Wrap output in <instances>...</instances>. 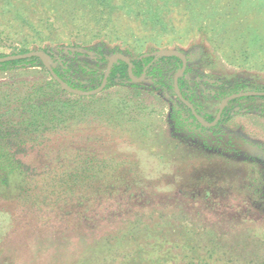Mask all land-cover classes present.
I'll return each mask as SVG.
<instances>
[{
    "label": "rangeland",
    "instance_id": "rangeland-1",
    "mask_svg": "<svg viewBox=\"0 0 264 264\" xmlns=\"http://www.w3.org/2000/svg\"><path fill=\"white\" fill-rule=\"evenodd\" d=\"M36 50L85 92L114 54L181 65L93 94L42 60L0 66V264H264V97L209 126L175 92L183 60L206 117L264 91V0H0V57ZM50 79L76 114L26 134L22 107Z\"/></svg>",
    "mask_w": 264,
    "mask_h": 264
},
{
    "label": "trees",
    "instance_id": "trees-1",
    "mask_svg": "<svg viewBox=\"0 0 264 264\" xmlns=\"http://www.w3.org/2000/svg\"><path fill=\"white\" fill-rule=\"evenodd\" d=\"M67 50H68V53L70 54H75V55L83 54L89 57H97L98 59H101L103 62H105V64L107 63V59L101 55L100 57H98L97 53L92 48L77 45V46H69ZM172 60L179 62V65H181V58L180 56L176 54H167V55L163 54L162 55V54L143 53V54L138 55L137 58L132 59V71H133L134 76L138 78L142 75L144 67H147L146 77H148L149 74L152 73L153 70L157 69L158 66L163 68L165 67L164 63L170 62ZM40 61L41 59L35 56V57L27 58V59L23 58V59H15V60L6 61L3 63H0V66H14L21 62H26L28 64H38ZM51 64L55 72L60 76L61 79L66 81L69 86H71L74 89H79V90L88 89V87L85 86L86 83H83L80 80L76 79V77L72 75L73 73L67 72L66 70H64V68H62L58 63H56L52 59H51ZM105 69L106 68L104 67V70H99V69L90 70L88 74L91 73V76H93L96 79L94 81L95 86L93 87H99L102 84V81H103V78L106 72ZM85 72H87V70ZM88 74H85V75H88ZM129 79L130 77L128 74L127 62L123 60L122 58H116L112 64V67H111V70H110V73L107 79L106 87L108 88L114 85L124 83V81L129 80ZM178 82H179V88L183 90L182 87L187 84L186 71L179 76ZM172 87L173 86L171 84V88ZM46 88H47V91H45ZM49 88H51L52 90H50ZM32 90L33 92H31ZM32 90L30 91L31 95L29 93L30 95L29 105L25 104V107H22V112H21V114H27L24 116L25 118L31 117L29 120H25L20 123V124H24L26 128L29 127V129L32 130L31 133L27 131L26 134L33 135L32 134L33 132L37 133L41 129L47 128L46 124L49 118L56 119L57 118L56 116L60 117L61 115L70 114L71 112L75 113L74 103L80 97L76 96V99L69 97L68 96L69 92L61 88L60 85L54 79L44 81V85L39 87V89L37 86L36 88H33ZM257 97L263 98L264 96H248L245 98L256 99ZM237 101H240V99H237ZM192 102L195 104V101H192ZM231 103H234V101L229 100L226 103L225 110H224L225 117L221 118L218 124L222 122V120L228 118L232 114V112L241 111L242 107L240 105L230 106ZM195 107L197 111L203 115V118L205 119V121L211 122L214 119L215 116L206 117L201 112L199 107L196 106V104H195ZM18 109H19L18 107L15 108L14 114H13L14 117H16L18 113ZM39 116H42V117L38 119L37 117ZM60 121L61 120L58 121V124L61 123ZM1 122L2 121L0 118V140L2 139L4 135L2 133V130L4 128ZM8 151L9 150L4 151L5 158L8 160H12L13 157H11L12 156L11 152L9 153ZM0 161H1V158H0ZM7 174L8 173H5V176Z\"/></svg>",
    "mask_w": 264,
    "mask_h": 264
},
{
    "label": "water",
    "instance_id": "water-1",
    "mask_svg": "<svg viewBox=\"0 0 264 264\" xmlns=\"http://www.w3.org/2000/svg\"><path fill=\"white\" fill-rule=\"evenodd\" d=\"M163 55V54H162ZM39 57L43 63L45 64L46 68L51 72V74L54 76V78L62 85L64 86L67 90L71 91V92H76V93H79V94H93V93H96V92H99L101 90H103L107 84V79H108V76H109V73H110V70H111V67H112V64L114 62V60L116 58H122L123 60H125L128 64V72H129V76L133 79V80H136V81H139V80H142L144 79V76H145V72H146V68H145V72L143 73L142 77H140L139 79L136 78L133 74V71H132V60L122 54H114L112 55L110 58H109V61H108V66H107V71L104 75V78H103V81H102V84L101 86H99L98 88L96 89H93V90H90L88 92H85V91H81V90H76L74 88H72L71 86H69L67 84V82H65L63 79L60 78V76L55 72V70L53 69L52 67V64H51V58L48 54L44 53L43 51H40V50H36V51H32V52H27V53H22V54H13V55H7V56H2L0 57V63L2 62H6V61H10V60H15V59H23V58H29V57ZM186 69V60H183V64H182V67L181 69L179 70V72L176 74V77H175V92L176 94L179 96L180 100L186 105L188 106L191 111L193 112V114L204 124V125H209V126H213L215 125L220 117H221V114L222 112L224 111L225 109V105L226 103L231 100V99H234V98H239V97H244V96H264V91H247V92H241V93H236V94H232V95H229L227 96L222 102H221V105H220V108H219V111L215 117V119L213 120V122L211 123H207L204 121L203 117L198 113V111L196 110L195 106L193 105V103H191L181 92L180 88H179V85H178V78L179 76L184 73Z\"/></svg>",
    "mask_w": 264,
    "mask_h": 264
},
{
    "label": "crops",
    "instance_id": "crops-1",
    "mask_svg": "<svg viewBox=\"0 0 264 264\" xmlns=\"http://www.w3.org/2000/svg\"><path fill=\"white\" fill-rule=\"evenodd\" d=\"M145 68H146V70H147V67H144L143 72H142V75H143V73L145 72ZM128 74H129V72H128ZM145 74H146V72H145ZM142 75H141V77H142ZM136 78H137V77H136Z\"/></svg>",
    "mask_w": 264,
    "mask_h": 264
},
{
    "label": "flooded vegetation",
    "instance_id": "flooded-vegetation-1",
    "mask_svg": "<svg viewBox=\"0 0 264 264\" xmlns=\"http://www.w3.org/2000/svg\"><path fill=\"white\" fill-rule=\"evenodd\" d=\"M199 113V112H198Z\"/></svg>",
    "mask_w": 264,
    "mask_h": 264
}]
</instances>
